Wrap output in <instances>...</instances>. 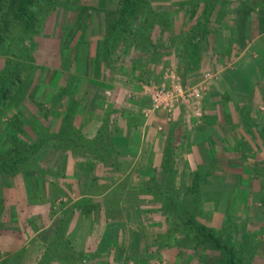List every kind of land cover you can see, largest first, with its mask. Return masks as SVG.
I'll return each instance as SVG.
<instances>
[{"label":"rangeland","instance_id":"obj_1","mask_svg":"<svg viewBox=\"0 0 264 264\" xmlns=\"http://www.w3.org/2000/svg\"><path fill=\"white\" fill-rule=\"evenodd\" d=\"M148 1L151 9L152 7L155 10L159 9V12L166 13L171 17V25L165 30H160L155 25H148L149 27L144 30L142 29L144 12L130 23L131 32L137 34L144 32L145 36L149 35L153 39V47L149 50H137L135 48L130 51V45L132 46V44L129 45V48L124 46L129 41L131 43V40L124 37V45L118 48L116 53L119 56L127 51L126 53L131 54L133 59L143 60L151 67V69L144 67L146 71L140 72V76H135V82L128 84L130 90L127 92V96L131 97L137 92L148 97L150 102V94L153 88L162 83L167 84L168 76L174 74L183 85H195L201 88L202 97L197 104L199 109L197 112L193 110L192 105H183L188 109L186 112L192 122H198L194 124V128H200L204 122L203 104L212 86L214 73L217 71L216 69H220L225 65L224 62L219 63L220 58L223 57L220 50L228 45L229 37L234 34L235 19L237 20L239 17L243 20L248 16H246L247 12L248 14H255L258 18L259 11L264 10V7L257 6L259 0H224L226 2L223 4L222 16L216 15L217 13L214 10L215 15L210 18V22L207 24V42L205 40L200 43L201 52H203L200 54L201 59L199 58L195 66H188L185 58V46L182 45V42L186 41V34L195 26V22L204 7V1ZM120 2L121 0H57L52 12L40 15V22L37 27L38 33L28 35L20 33L24 38L21 42L24 49L21 52L16 49L17 47L15 50L18 52L14 56L12 54L6 55L3 51L0 52V70L4 71L8 68L12 70V76L20 70V80L23 81L22 88L11 93V99L7 101V105L0 109V154L9 145H14L17 139L43 138V136L48 135V132H51L52 135L57 132L61 125L59 115L52 124L45 121L46 105L50 103L49 94L54 91L65 90L64 86L66 84L70 86L69 90H76L77 84L73 75L81 73L80 75L85 77L92 73L88 64L85 65L86 61L82 57L85 52H88L89 47L93 48L95 46L96 51L105 48L104 39L108 32L106 21L108 15H112L111 12H115L119 7ZM189 3L190 5L198 3L195 16L192 19ZM141 10L144 11L142 8ZM100 51L96 60V63L99 64V69H97L99 75L101 70L100 60L103 58ZM210 61L211 64H214L212 67L209 66ZM114 63H117V60ZM109 67L110 65H104V70H110ZM52 72H59V75L54 74V82H47L48 79L51 81ZM68 79L69 82L67 83ZM56 83L57 86L55 87ZM246 83H248V80H246ZM51 87H53V90ZM30 94L36 96L35 101ZM103 95L106 99H110L112 94L106 91ZM128 100L132 101L135 98H128ZM149 108H145L143 112L145 118H150L158 113L155 112L146 116L145 112ZM174 111L171 113L159 112L156 115L163 116L165 122L170 124L173 123L176 117V114L175 116L173 114ZM260 111L264 112V109H260ZM31 116L34 118L32 123L35 125L31 122L30 124L28 121ZM35 119L37 122H35ZM69 120H67L66 125L68 128L70 127ZM237 120V114L234 115V121L233 119L229 121L225 117L223 123L224 133L220 129H217V135L213 133V136L215 135L214 140L219 141L223 138L222 141L226 146L223 148L222 146H215L218 157L219 159L222 158V161L221 159L219 162L216 160L215 162L202 161L199 164L193 162L194 167H188L187 162L181 161L182 155L179 160H176L175 156L176 174L174 183L176 187H179L182 183L185 185L190 184V175L195 173L199 177L198 209L201 211L199 220L208 224L214 223L215 226H218V229H221V233L225 237H233L237 258L243 263L264 264V138H261V136H264V129H262L264 128V116L259 113L256 118L258 127L242 126L240 121L237 122ZM175 125L176 122L174 121L172 129L175 128ZM45 129L49 131L46 132ZM173 132L169 130L166 134ZM196 133V140L212 138L208 131L199 129ZM50 142V140L47 141L41 147L40 153L34 157L32 162L17 166L15 175L18 174L17 178L25 182L26 189L33 186L30 185L33 180L29 181L27 176L35 170L37 175L40 176V179L37 180L38 183H36L37 187L46 186L45 180H42V178H48L45 177L44 169L56 163L59 154L50 146L47 148ZM52 143H57V149L62 147L58 145L59 142L52 141ZM211 149L214 150V146ZM177 150H181V148L177 147ZM202 151L204 154V147H196L198 156L202 155ZM207 168L211 169L210 173L204 172ZM154 173L156 172L154 171ZM12 176L8 172L0 173V186L3 190L9 188L12 184L14 179ZM34 186L36 187L35 184ZM146 195L144 197L147 198L145 206H148V208L158 206L159 209L157 213L151 209L143 212L144 215H142L145 223L143 228L146 229L148 234L147 243L145 244V256L142 257L138 252H130V254L125 250L115 251L113 249L111 259H105L104 261L95 259L91 263L87 261L84 264H217L220 261V254L215 251L193 252L184 248L177 249L172 239L173 229L170 228L169 223L162 214L165 207L164 202L154 199L150 194L146 193ZM25 197L27 201H34L33 204H37L38 211L42 209L43 204L37 201L44 197L41 189L38 191L37 196L27 193ZM64 201L59 200L58 204H54V208L51 210L53 213L58 212L57 217L60 216V203L68 202V200ZM226 217H230L233 226L224 228ZM162 223L165 225V229L163 226L161 227ZM9 224L6 223L4 238L12 241L14 238L26 237V234L21 231L22 229H20L22 234H13ZM59 237L60 235L55 236L53 241ZM120 238H122L120 245L123 246L126 237L122 236ZM142 238V241L145 240V237ZM16 242L18 241L16 240ZM133 244L135 245L133 251H135L137 249L136 242H132ZM1 246L4 248V245ZM5 247L4 264H33L35 262L34 258H30L34 250L28 248L29 258L19 256V259H13L9 258L12 254L9 251L11 249L7 248V245ZM49 247H52V251H50L52 256L45 261L42 258L34 264L76 263L70 260L75 258L73 256L67 257L68 261L65 260L67 258H61L57 245L50 244L48 249ZM46 254H48V250H46ZM83 256L81 255V257Z\"/></svg>","mask_w":264,"mask_h":264},{"label":"crops","instance_id":"obj_2","mask_svg":"<svg viewBox=\"0 0 264 264\" xmlns=\"http://www.w3.org/2000/svg\"><path fill=\"white\" fill-rule=\"evenodd\" d=\"M158 10L152 7L154 13L163 14ZM246 16L243 20L239 17L235 19L234 34L229 37L228 45L220 50L223 57L219 63L224 62L225 65L220 69L215 67L217 71L203 104L204 122L197 129L194 124L198 122H192L186 112L188 109L183 106L173 113L174 116L176 114L174 129V121L167 124L163 116L156 115L159 112L150 118L144 117L145 108L150 106L149 98L137 92L131 97L127 96L130 90L128 84L134 83L135 76L146 71L144 67H151L143 60L133 59L127 51L119 56L116 52L124 45V40L115 43L114 52L100 60V75L97 74L99 64L96 63L100 50L96 51L95 46L89 47L82 59L91 69V76L88 73L85 77L81 73L74 74L76 90H69L70 86L66 84L65 90L49 94L50 103L46 105L45 121L52 124L59 115L61 125L53 135L48 132L47 136H43L51 141L47 148L50 146L59 152L56 163L44 169L45 177L48 178L42 180H45L46 186L37 187L40 176L35 170L27 176L29 181L33 180L30 184L33 186L26 189L25 182L17 178L18 174L15 175L20 164L8 172L14 178L10 187L3 190L0 186V245H4V248L0 247L1 264L5 263V245L11 249L9 258L13 259H19V256L29 258L28 248L34 250L30 257L34 258V263L52 256V247L48 249L50 244L58 246L61 258L75 257L70 259L71 262H76L74 264L111 259L113 249L138 252L142 257L145 256L148 234L143 228L145 223L142 215L151 209L157 213L159 208L145 206L147 198L144 197L147 195L142 191V184L156 173L159 175L162 154L168 143L172 145L176 160L182 155L181 161L187 162L188 167H194L193 162H219L222 158L219 159L215 146H226L223 138L214 140L213 133L217 135V129L224 133L225 117L234 121V115L237 114V122L250 128L258 127L256 118L259 113L264 116V112L260 111L264 109V10L259 11L258 18L248 12ZM148 36L151 42L149 47L142 40L137 44L125 41L127 43L124 47L129 48L132 44L130 51L135 48L149 50L153 47V39ZM116 60L117 63H114ZM211 63L210 61L209 66L212 67L214 64ZM104 65H110V70H104ZM52 73L51 81L48 79L47 82H54V74L59 75V72ZM106 91L112 94L110 99L104 97ZM30 95L35 101L36 96ZM128 98L135 100L129 101ZM33 119L31 116L29 123ZM67 120L70 121L69 128L79 131L86 140H92L102 128L105 129L111 140L109 144L114 148L113 154L103 156L102 160L98 156L99 152L95 157V153L87 149L68 150L66 141L56 136L60 130L69 129L66 126ZM199 129L208 131L212 138L196 140V131ZM169 130L174 132L166 134ZM32 140L34 139L30 137L17 139L16 142L30 143ZM52 141L59 142L58 145L62 147L57 149V143ZM198 146L204 147L205 153L202 151L201 156L196 152ZM212 146L214 150L211 149ZM177 147L181 150H177ZM210 171V168L204 170L205 173ZM40 189L44 197L37 200L43 204L38 211L37 204L27 201L25 196L27 193L37 196ZM61 199L68 200L69 203H60V216L57 217L58 212L53 213L51 210ZM6 223L10 225L13 234L24 232L26 237L14 238L12 241L4 238ZM208 225L218 228L214 223ZM162 226L165 225L162 223ZM58 235L60 237L53 241ZM122 236L126 237L123 246L120 245ZM142 237L145 240L142 241ZM132 242H136L135 251Z\"/></svg>","mask_w":264,"mask_h":264},{"label":"trees","instance_id":"obj_3","mask_svg":"<svg viewBox=\"0 0 264 264\" xmlns=\"http://www.w3.org/2000/svg\"><path fill=\"white\" fill-rule=\"evenodd\" d=\"M57 0H0V52L6 55H15L19 49L21 52L23 33H38L40 15L50 13L55 8ZM204 7L200 16L196 20L195 26L186 34V41L182 42L185 46V58L188 66H195L200 58L201 42H207V24L210 18L215 15L222 16L224 0H202ZM262 1V2H261ZM197 4L189 3L191 19L195 16ZM257 6L264 7V0H259ZM144 9L143 10H141ZM219 11V12H217ZM144 12L142 29L146 30L148 25H155L161 30L170 25V16L166 13H152L148 0H121L119 7L112 15H108L106 21L108 32L104 39L105 48L101 50L103 57H108L113 53L115 43L125 38H130L131 43H139L140 40L149 47L150 40L144 35V32H131L129 25L132 20L138 18ZM143 33V34H142ZM15 35V36H14ZM206 45V44H205ZM103 59V58H102ZM20 71V70H19ZM15 72L12 76V70H0V109L7 105L11 99V93L16 89H21L23 81L20 80L21 72ZM33 136V135H32ZM57 138L66 141L67 149H87L95 153L103 160V156L113 154L114 148L111 146L110 137L101 129L92 140H86L79 131L73 128L60 130ZM264 138V136H261ZM30 143H18L9 145L3 153L0 154V173L11 172L17 164L32 162L34 157L40 153L41 147L48 141L45 138H32ZM98 145V146H97ZM110 148V149H109ZM119 155L118 152H116ZM175 159L174 150L171 143H168L162 154L160 172L150 180L144 181L142 191L150 194L154 199L164 202L163 215L173 230L172 239L176 248L187 249L189 251L211 250L218 252L221 256L217 264H246L237 258L234 250V238H227L221 233V229L215 228L199 220L201 211L198 209L200 195L199 177L195 173L191 174L189 186L181 184L175 186ZM224 228L233 226L230 217H226Z\"/></svg>","mask_w":264,"mask_h":264},{"label":"built area","instance_id":"obj_4","mask_svg":"<svg viewBox=\"0 0 264 264\" xmlns=\"http://www.w3.org/2000/svg\"><path fill=\"white\" fill-rule=\"evenodd\" d=\"M168 79L167 84L162 83L153 88L150 94V108L146 110L145 115L149 116L155 112L171 113L183 105H192L193 110L197 112V104L202 97L200 86L183 85L174 74H170Z\"/></svg>","mask_w":264,"mask_h":264}]
</instances>
